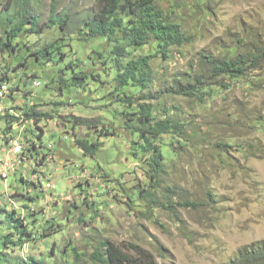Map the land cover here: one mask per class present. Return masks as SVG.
<instances>
[{
  "label": "rangeland",
  "instance_id": "374dc122",
  "mask_svg": "<svg viewBox=\"0 0 264 264\" xmlns=\"http://www.w3.org/2000/svg\"><path fill=\"white\" fill-rule=\"evenodd\" d=\"M17 1L0 0V40L18 22L9 14ZM25 1L38 17V32L28 24L14 49L0 47V71L26 63L11 73L12 84L30 90L50 114L40 125L44 144L56 147L57 159L36 168L44 171L42 182L50 178L57 187L42 184L37 194L33 184L20 181L21 173L38 181L33 159L10 174L9 187L0 173V263L22 264L27 258L97 264L94 251L110 239L131 253H136L132 244L138 245L159 264H225L243 246L264 240V63L247 80L215 79L202 62L204 55H224L236 44L245 51L256 37L264 41V0H157L181 24L187 41L171 47L168 57L153 43L130 47L129 56L118 61L112 41L86 34L84 22L93 17L96 0H58V13L68 16L66 30L47 27L53 0ZM46 48L63 61H49ZM146 54L155 55L152 81L120 87L117 66ZM69 64L87 77L79 87L71 80L64 84L62 77L71 79L63 72L70 73ZM189 73L200 75L203 95L172 91L175 79L186 81ZM36 78L42 86H35ZM24 98L15 90L14 99L3 104L11 108ZM142 104L152 108L154 119L183 126L154 139L165 155V170L154 178L151 154L141 147ZM75 117L89 122L74 128ZM27 127L33 125L15 129L26 134ZM78 138L99 143L100 150L86 156ZM24 190L31 200L21 196ZM186 199L200 206L182 205ZM13 209L32 235L23 246L5 247L4 236L15 234L6 212Z\"/></svg>",
  "mask_w": 264,
  "mask_h": 264
},
{
  "label": "trees",
  "instance_id": "16d2710c",
  "mask_svg": "<svg viewBox=\"0 0 264 264\" xmlns=\"http://www.w3.org/2000/svg\"><path fill=\"white\" fill-rule=\"evenodd\" d=\"M19 2L20 0L17 1V10L16 4L9 9V14L18 20V22L8 31L7 38L4 41L0 40V47L2 49H14V39L23 32L28 24H31L34 32H38V17L31 13L29 2L25 0L21 3ZM10 19L12 20V18ZM12 22H15V20ZM68 22L67 14L58 13V0H53L51 4L50 23L47 24V27L59 24L66 30ZM84 25L87 28V35L92 37L101 36L114 43L112 53L115 55L117 61L120 58L129 56L130 47L137 48L150 43L155 44L157 48L156 52L161 53L164 57H168L172 53V50H170L171 47L182 46L187 41V35L181 24L166 14L164 9L158 5L157 0H96L95 13L90 20H85ZM45 50L49 61H56V59H59L57 61L58 63L63 61L62 56H58L48 48ZM152 56L155 55H141L118 65L115 76L118 85L120 87H126L133 82L134 85L147 86L154 77ZM38 58H40V54ZM202 62L210 70V74L215 79L227 76L231 78L246 77L248 80L250 74L256 69H259L264 63V41L256 37L251 41L250 47H246L245 51H242L240 45L236 44L229 47L224 55H218L217 57L204 55ZM22 66H26V63L19 62L13 67L6 65L4 70L0 72L5 78L12 81L11 73L15 72L17 74L21 72L22 70L20 68ZM66 68H71L70 73L64 70V74L72 75L70 77L71 79L62 77L64 84L71 80L73 85L79 87L86 81V75L83 76L81 73L75 74L76 71L72 64L67 65ZM37 80L39 79L36 78L34 83ZM200 83L204 82L201 80L199 74L194 76L189 73V78L186 81L179 78L175 79L172 85V91L177 94L190 96L203 95L204 92L199 88H204L205 85L199 86ZM15 90H19L21 94H24L23 104L11 108L10 106L8 108H2L0 111V120L3 122L4 127L0 125V132L2 133L1 136H5L6 138L3 141L7 142L10 134L12 135L16 132V124L33 125L32 128L27 127L26 130V140L32 142L31 147H28L26 157L27 160H35V163L32 164L31 172L33 176H37L38 181L31 180L24 173H21L20 181L27 185L33 184V188L36 189L37 194H40L39 187L43 184L46 188V180L42 182L43 179L41 178L44 176H40V174H43L44 171L37 169L36 166L38 165L41 168L46 166L52 154H57L55 146L52 148L44 144L45 129L40 125L43 119L50 118L48 117L50 114L41 109V104L39 102L37 103L35 98H33L34 102L29 101L32 95L30 90L22 89L19 83H13L12 91L14 92ZM10 97L14 99V93H11ZM127 98L133 104L134 99L131 96H127ZM137 113L142 116L141 121L143 124V127L140 128L143 139L141 147L151 154L152 177L154 178L165 170L163 162L165 155L155 145L154 139L166 132L179 133L182 131L183 126L172 119H154L152 108L146 104H142L141 111ZM87 122L89 121H83L82 118L75 117L73 127L75 128L77 125ZM76 142L86 156L93 157L100 150V144L90 141L89 138H78ZM0 166L2 167V165ZM1 176L4 179L2 173ZM29 192L27 191L21 196L29 200L31 197L29 198L27 196H32ZM182 205L200 206L195 201L189 199H186ZM6 212L8 221L11 222L12 228L15 229V234L5 235L2 244L5 247H9L10 245L15 247L23 246L28 240L27 236L32 235L29 229L30 225L18 214L16 209L11 211L6 210ZM132 246L136 249V253L127 252L112 240L104 239L100 241L92 257L97 264H159L151 253L141 249L138 245L132 244ZM1 251L2 249H0ZM33 261L34 259L29 260L26 258L22 264H42V261ZM225 264H264V240L254 241L243 246L239 249L236 257Z\"/></svg>",
  "mask_w": 264,
  "mask_h": 264
},
{
  "label": "built area",
  "instance_id": "2783aa9c",
  "mask_svg": "<svg viewBox=\"0 0 264 264\" xmlns=\"http://www.w3.org/2000/svg\"><path fill=\"white\" fill-rule=\"evenodd\" d=\"M3 72V71H2ZM2 77V79H1ZM0 111L1 108H8V104H3V101L7 98H11L10 94L14 93L12 91V81L10 79L5 78L4 75L0 72ZM42 85V82L40 80H37L35 82V86L40 87ZM33 95L30 96L29 101L34 102ZM23 102V101H22ZM22 102L20 104H22ZM16 131V129H15ZM25 134V133H24ZM21 131L20 133L16 131L14 134L11 135V137L8 139L6 143V147L3 149H0V156H3V167H0V173L5 174V186L9 187L8 184V178L11 173L17 168V166H23L26 163L27 160V154L28 147H31L30 141L26 140V134L24 135ZM50 147L54 148L53 145ZM57 159V154H52V158L49 159V161ZM47 182V180H46ZM57 187V184L54 180H49L48 183H46V189H55Z\"/></svg>",
  "mask_w": 264,
  "mask_h": 264
},
{
  "label": "bare ground",
  "instance_id": "6f19581e",
  "mask_svg": "<svg viewBox=\"0 0 264 264\" xmlns=\"http://www.w3.org/2000/svg\"><path fill=\"white\" fill-rule=\"evenodd\" d=\"M1 110H2V108H1ZM22 122H23V121H22ZM19 123H20V122H19ZM19 125H21V124H16L15 127H18ZM22 128H23V126H22ZM10 137H11V134H10ZM0 160H1V162H2V167H3V158L0 159ZM2 175H3L4 179H5V174L2 173Z\"/></svg>",
  "mask_w": 264,
  "mask_h": 264
},
{
  "label": "crops",
  "instance_id": "0c3cea01",
  "mask_svg": "<svg viewBox=\"0 0 264 264\" xmlns=\"http://www.w3.org/2000/svg\"><path fill=\"white\" fill-rule=\"evenodd\" d=\"M3 158V156H0V159H2ZM0 162H1V160H0ZM1 164H2V162H1Z\"/></svg>",
  "mask_w": 264,
  "mask_h": 264
},
{
  "label": "clouds",
  "instance_id": "9594fccd",
  "mask_svg": "<svg viewBox=\"0 0 264 264\" xmlns=\"http://www.w3.org/2000/svg\"><path fill=\"white\" fill-rule=\"evenodd\" d=\"M42 86V85H41Z\"/></svg>",
  "mask_w": 264,
  "mask_h": 264
}]
</instances>
